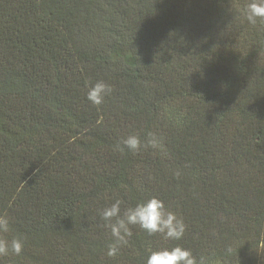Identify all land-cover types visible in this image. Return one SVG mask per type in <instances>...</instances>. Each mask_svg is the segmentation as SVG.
<instances>
[{
    "label": "trees",
    "instance_id": "obj_1",
    "mask_svg": "<svg viewBox=\"0 0 264 264\" xmlns=\"http://www.w3.org/2000/svg\"><path fill=\"white\" fill-rule=\"evenodd\" d=\"M248 2L0 0V215L24 241L0 264H145L175 244L264 264V22ZM148 133L156 148L122 145ZM150 197L183 238L133 226L108 257L99 212Z\"/></svg>",
    "mask_w": 264,
    "mask_h": 264
},
{
    "label": "clouds",
    "instance_id": "obj_2",
    "mask_svg": "<svg viewBox=\"0 0 264 264\" xmlns=\"http://www.w3.org/2000/svg\"><path fill=\"white\" fill-rule=\"evenodd\" d=\"M244 12L250 24L264 22V0H249ZM111 92L110 84L104 80H97L88 87L86 99L92 105L100 106ZM102 122V117L97 120V124ZM122 145L130 152L137 153L145 148H156L158 141L153 133H148L146 141H142L138 135L133 134L123 138ZM124 148L120 150L123 151ZM121 203V200H116L99 212V216L105 222V226L110 228L114 237L113 242L107 247L108 257H115L121 246L127 245V238L132 235L133 226L143 230L149 236L159 234L165 240L179 241L183 238L186 231L183 219L175 212L168 210L161 199L150 197L146 201H138L135 205L126 207L123 212H121ZM10 231L8 217L0 215V258L10 254L19 256L23 250L24 241L20 237H13L11 240L6 238ZM147 252L145 264H205L203 258L198 261L190 249L180 244L155 249L149 247Z\"/></svg>",
    "mask_w": 264,
    "mask_h": 264
}]
</instances>
